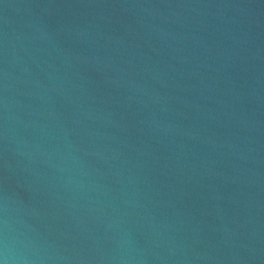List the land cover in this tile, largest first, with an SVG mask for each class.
Returning a JSON list of instances; mask_svg holds the SVG:
<instances>
[{"label":"water","instance_id":"obj_1","mask_svg":"<svg viewBox=\"0 0 264 264\" xmlns=\"http://www.w3.org/2000/svg\"><path fill=\"white\" fill-rule=\"evenodd\" d=\"M0 264H264V0H0Z\"/></svg>","mask_w":264,"mask_h":264}]
</instances>
